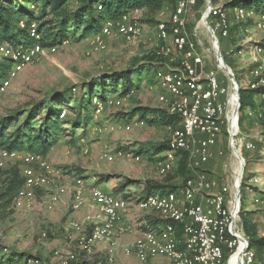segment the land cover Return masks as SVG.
I'll list each match as a JSON object with an SVG mask.
<instances>
[{
    "label": "rangeland",
    "instance_id": "obj_1",
    "mask_svg": "<svg viewBox=\"0 0 264 264\" xmlns=\"http://www.w3.org/2000/svg\"><path fill=\"white\" fill-rule=\"evenodd\" d=\"M227 1L213 0L212 3L215 6H223ZM207 6V0H198L196 6L188 9L185 17L186 30L204 57L203 71L208 73L214 70L217 73L219 79L229 88V96L233 98L236 106L237 94L233 82L222 69V60L217 59L216 46L202 20ZM238 6L241 4L239 3ZM227 11L230 17L235 16L232 10ZM172 12L171 7H165L154 16V20H151L147 10L131 11L130 20L138 21L143 29V35L135 42L128 43L120 37L109 36L104 38L105 48L99 49L94 36L77 41H66L58 46L55 52L45 48L11 81L0 97V115L9 110L23 109L33 102L49 98L56 91L65 89L71 91L62 95L59 105L69 109L67 113L74 115L71 109L76 105L71 97L84 93L83 83L107 73L137 69L136 67L143 69L149 66L141 73L135 72V79H138L140 74L142 77L139 87L134 93L124 97L120 106H116L114 102H106L101 114L96 116L92 113V119L85 129L65 126L68 130L59 135L46 154L42 153L53 170L42 175L43 180L36 191L35 203L31 209L12 207L0 217V244L8 247L9 250L25 251L33 259L39 257L45 264H62V259H65L67 253L78 252L79 249L76 243H69L65 239L66 227L72 221H77L88 232L94 228L99 209L91 201L92 186L129 199L130 206L139 210L138 204L128 196L136 193V187L127 188L124 192L114 190V187L126 177L159 182H166V179L170 178L168 179L170 185L181 188L188 178L197 174H206L216 183L212 193L219 191L223 185H229L231 194L234 195L236 191L238 192L235 180L237 178L239 182L242 166L238 224L244 231L241 218L243 208V211L250 212L248 216L257 225L259 235L264 236V158H260L264 156V146L258 147L259 142L263 140L262 131L252 120H247L248 128L240 127V107L238 120L233 122V127L228 122L223 125L214 147L216 155L206 163L194 164V160L191 162L188 154L185 169L181 171L180 154L173 164L172 171L164 177L159 173V162L165 151L156 153L154 146L168 142L172 136V128L162 125L151 126L144 120L145 124L142 126H133L131 130L125 129V124L133 118H140L138 115L134 117L129 115L134 107L165 106L159 101V96L162 93L168 94V91L157 84L156 69L160 66L178 68L185 56L174 48L172 54H164L163 48H172V35L169 34L165 40H160L158 37V23L170 21ZM217 39L225 62L231 67L236 80L237 76L240 77L243 87L250 88L252 84L264 78V56L259 54L256 47V45H264V17L250 14L240 22L233 20L229 37L221 38L218 34ZM258 65L262 73L259 78L252 73ZM238 86L241 87L239 82ZM119 94L120 91L112 92L109 96L117 98ZM96 95L101 97L102 92L97 89ZM255 99L260 103L259 95L255 96ZM251 140L255 147L248 150L247 144ZM119 150L132 151L134 155H140L141 159L136 161L130 154L116 155ZM220 151L224 154H218ZM109 154L115 155V160L109 161L107 159ZM2 161L4 164L0 165V171L13 165L19 167L21 165L18 160H3L0 157V162ZM239 167H241L240 173ZM102 174H110L113 179L108 183L98 182L97 177ZM76 177L85 179L84 204L78 211L73 208L77 193L74 182ZM248 185H253L254 191L248 190ZM60 186H66L67 193L50 209L46 203ZM134 196L139 195L136 193ZM140 214L144 215L141 212ZM149 215L151 214L145 213L144 216ZM130 233L125 232L116 237L119 251L122 253V248L137 237L126 243L122 242L121 238ZM120 258L115 262L138 264V260L132 255H123ZM155 258L151 259V264H172V261L166 257ZM86 259L89 261L88 264H108L107 256H104L98 245L94 248V254ZM254 264H264V251L256 256Z\"/></svg>",
    "mask_w": 264,
    "mask_h": 264
},
{
    "label": "built area",
    "instance_id": "obj_2",
    "mask_svg": "<svg viewBox=\"0 0 264 264\" xmlns=\"http://www.w3.org/2000/svg\"><path fill=\"white\" fill-rule=\"evenodd\" d=\"M196 2L197 0H180L171 14L170 25L164 21L157 25L160 40H165L169 34L172 35V48H163L164 54H172L174 48L185 55L180 67L160 66L155 72L157 84L168 91V94H160L159 101L167 107L169 113L178 114L182 122L181 127L172 128L168 148L159 162V173L163 177L172 171L180 151H187L190 161L194 160V164L208 162L217 154L214 147L223 125L228 122L233 127L234 122L235 102L229 96V88L214 70L208 73L203 71L204 57L186 30L187 11ZM206 10L215 36L220 33L222 37H228L231 24L228 11L213 3L207 6ZM129 13L104 22L101 30L94 35L99 49L105 48V37H120L128 43H133L143 35L142 25L138 21L130 20ZM234 13L237 20L252 14L247 13L241 6L236 7ZM31 35L35 37V42L31 45L15 46L7 42L0 44V57L13 61L8 76L0 81V97L11 81L45 49L39 41L36 23L31 25ZM256 47L259 54L264 56V48L260 45ZM57 48L58 46H54L48 49L55 52ZM252 73L257 78L261 77V67L256 66ZM260 84L264 87V78L251 86L254 88ZM262 96L264 97V91ZM122 99L110 98L107 102L120 106ZM93 102L94 114L97 116L103 112L106 102L98 97L94 98ZM66 114L65 109L61 117ZM144 124L143 119L133 118L125 124V129L131 130L133 126ZM254 147L251 140L247 149ZM123 154L133 155L136 161L141 159L140 155L133 153L118 152L116 155ZM218 154L224 153L220 151ZM0 157L21 163L24 184L14 200L13 207L31 209L35 203L36 191L43 180L42 175L50 173L53 170L52 165L38 151L8 150L0 146ZM107 159L113 161L115 155L109 154ZM3 164V161L0 162L1 166ZM235 181L237 182V178ZM74 182L77 193L73 208L78 211L84 204L85 179L76 177ZM215 184L206 174H197L188 178L178 192L152 194L139 199L137 204L142 211L155 212L169 222L160 230H143L133 242L122 248L123 253L127 256L135 254L138 264H151V259L155 257H166L172 264H254L255 251L249 247V239L238 224L240 207L237 191L233 195L229 185H223L219 191L212 193ZM254 188L253 185L247 186L250 191H254ZM66 193V186L58 187L46 203L47 207L52 209ZM90 194L92 203L99 209L94 228L88 232L77 221H72L66 227L65 239L69 243H76L79 249L78 252L67 253L65 259H62V264H87L89 261L86 258L94 254L95 246L100 243L107 245V262L113 264L119 250L116 237L133 230L124 220V214L130 207L129 199L118 197L96 186H92ZM175 222L184 225L183 239L177 234ZM31 262L41 263L38 259Z\"/></svg>",
    "mask_w": 264,
    "mask_h": 264
},
{
    "label": "trees",
    "instance_id": "obj_3",
    "mask_svg": "<svg viewBox=\"0 0 264 264\" xmlns=\"http://www.w3.org/2000/svg\"><path fill=\"white\" fill-rule=\"evenodd\" d=\"M180 0H0V44L10 43L15 46L31 45L35 42V37L31 35V25L36 23V32L39 35L40 43L45 48L61 46L66 41H77L96 35L107 19H118L123 14L135 10H147L151 20L165 7L175 10ZM213 2V0H212ZM198 0L194 6H196ZM239 3L247 12L264 17V0H228L223 8L232 10ZM229 13V12H228ZM240 22L235 16L230 17V33L232 21ZM23 22V25H22ZM170 25V21L167 22ZM229 33V35H230ZM220 33H217V35ZM221 38H227L222 37ZM229 37V36H228ZM264 48V45H262ZM223 48V47H222ZM13 61L10 58L0 57V81L8 76ZM157 65V64H156ZM140 66V65H139ZM149 67V66H145ZM144 67V68H145ZM107 73L106 75L95 77L89 82L82 84L84 93L79 96H72L71 99L76 107L71 109L74 115L67 113L61 117L63 110L61 107L62 95L71 89L54 92L49 98L31 103L25 108L9 110L0 115V146L8 150H31L46 154L59 135L64 133L67 125L74 128H83L92 119L95 111L93 99L98 97L96 90L102 92L98 97L107 102L112 92L120 91L117 97L124 98L130 93H134L142 79L141 74L135 79V72L141 73L144 69L138 67ZM237 76V75H236ZM240 87V117L239 125L246 129L247 120H252L258 124L262 131L263 140L258 147L264 146V97L262 93L264 87L245 88L243 82L237 76ZM76 89V87H74ZM260 96V103L255 96ZM129 115L139 116L149 125H162L166 127H181V117L178 114L169 113L166 106H136ZM37 147V149H34ZM168 142L154 146L156 153L166 151ZM119 152L132 153V151ZM138 154V153H136ZM179 167L181 171L185 169L187 151H180ZM261 159L264 156H260ZM170 173V172H169ZM168 173V174H169ZM110 174L99 175L98 182L109 180ZM170 179V178H168ZM166 182L154 180L140 181L132 178H124L115 187V192H124L127 188L135 186L140 189V198H146L152 194H165L168 192H178L181 188L170 185ZM24 184L19 165H13L0 171V217L14 206V200ZM134 200L137 199L134 195ZM138 199V200H139ZM250 212L241 211V218L244 231L249 239V247L255 251L256 256L264 251V236H260L258 227L248 216ZM150 221L158 226H165L169 221L159 216H148ZM178 236L184 238V225L174 223ZM184 247V245H182ZM41 261L39 257H35ZM33 258L25 251L15 249L0 244V264H33ZM45 264V263H39ZM74 264V262H72ZM88 264V263H87ZM105 264V263H104Z\"/></svg>",
    "mask_w": 264,
    "mask_h": 264
},
{
    "label": "crops",
    "instance_id": "obj_4",
    "mask_svg": "<svg viewBox=\"0 0 264 264\" xmlns=\"http://www.w3.org/2000/svg\"><path fill=\"white\" fill-rule=\"evenodd\" d=\"M113 178H110L109 180H106L107 183L109 181H111ZM133 187V186H132ZM130 187V188H132ZM135 187V186H134ZM136 190V193L139 195L137 197L136 200H134L136 203L138 202V199L140 198V189L139 188H135ZM134 193V194H136ZM133 194V195H134ZM140 212L142 214L145 215L146 214H151L149 216H159L157 213L155 212H144L142 211L140 208L138 210V208H132V206L129 207V209L125 212L124 214V220L126 223L130 224L132 227H133V230L131 231L130 234L128 235H124L121 239H122V242L126 243L128 241H131L135 236H138L143 230H146V229H155V230H160L162 228V226H158L156 224H154V222L150 221L147 217H145L144 215L141 216ZM134 222V223H133ZM99 248L102 250L104 256H108V247L106 244L104 243H100L98 244ZM123 255L125 256L124 253L120 252L118 250V253L116 255V259L120 258V257H123ZM127 256V255H126ZM131 256V255H130ZM132 257L136 258V255L135 254H132ZM121 259V258H120ZM124 259V258H123ZM155 259H158V258H155ZM114 264H118V263H114Z\"/></svg>",
    "mask_w": 264,
    "mask_h": 264
},
{
    "label": "water",
    "instance_id": "obj_5",
    "mask_svg": "<svg viewBox=\"0 0 264 264\" xmlns=\"http://www.w3.org/2000/svg\"><path fill=\"white\" fill-rule=\"evenodd\" d=\"M208 2V6H210L212 4V0H207ZM203 23L205 25V27L207 28V30L212 34V41L214 43V45L216 46L217 49V59L219 60V58L222 60L223 63V70L226 72V74L228 75V77L231 79V81L233 82L234 85V91L237 94V103L236 106L234 108V121L237 122L238 120V114H239V107H240V88L238 86V81L235 78V75L231 69V67L225 62L222 53H221V48L219 45V41L217 39V37L214 34V30L211 27V25L208 22L207 19V10L205 11L203 17H202ZM231 136H233V132L231 131ZM242 174H243V166H242V173H241V177L239 179V182L236 183L238 192H237V199H238V203H239V207L241 208V189H240V183H241V179H242Z\"/></svg>",
    "mask_w": 264,
    "mask_h": 264
},
{
    "label": "bare ground",
    "instance_id": "obj_6",
    "mask_svg": "<svg viewBox=\"0 0 264 264\" xmlns=\"http://www.w3.org/2000/svg\"><path fill=\"white\" fill-rule=\"evenodd\" d=\"M219 62H220V61H219ZM238 171H239V173H240V171H241V167H239V170H238ZM238 179H239V176H238ZM237 182H238V181H237Z\"/></svg>",
    "mask_w": 264,
    "mask_h": 264
}]
</instances>
